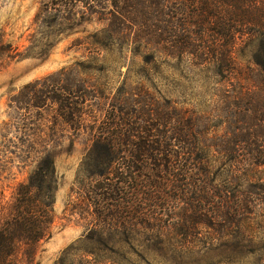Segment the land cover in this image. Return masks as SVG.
I'll return each instance as SVG.
<instances>
[{
  "label": "trees",
  "instance_id": "trees-1",
  "mask_svg": "<svg viewBox=\"0 0 264 264\" xmlns=\"http://www.w3.org/2000/svg\"><path fill=\"white\" fill-rule=\"evenodd\" d=\"M81 7L106 20L87 41L92 55L118 49L195 65L205 82L216 84L224 131L210 132L209 119L196 109L146 108L131 91L96 107L101 113L93 118L88 110L107 95L104 84L77 76L82 62L26 83L9 97L14 119L1 145H12H0V179L14 165L31 168L9 195L0 182V264L33 258L51 235L60 128L95 132L87 196L104 221L138 222L154 202L163 215L180 206L188 227L225 229L264 209V0H54L44 16L66 24ZM243 182L255 186L252 196L228 193L227 184Z\"/></svg>",
  "mask_w": 264,
  "mask_h": 264
},
{
  "label": "rangeland",
  "instance_id": "rangeland-1",
  "mask_svg": "<svg viewBox=\"0 0 264 264\" xmlns=\"http://www.w3.org/2000/svg\"><path fill=\"white\" fill-rule=\"evenodd\" d=\"M52 1L0 0V145L7 133L6 122L14 119L10 95L30 81L78 62L82 63L75 66L80 70L77 76L105 86L102 91L107 96L88 110L93 118L96 111L101 113L96 107L107 108L117 96L131 91L146 108L196 109L209 119L210 132V127L224 131L225 112L218 108L216 84L205 82L195 65L118 49L92 55L87 41L94 39L92 33L106 20L81 7L69 23L47 21L45 6ZM94 133L91 128L78 133L70 127L58 129L61 140L53 146L59 187L51 235L40 241L33 258L20 256L17 264H264V209L229 222L225 229L204 222L188 227L180 206L175 213L163 215L154 202L147 204L138 222L128 216L104 221L94 214L87 196L91 179L87 174L93 165L88 152ZM6 144L1 147L5 149ZM214 149L209 146V151ZM30 168L17 164L5 172L0 182L6 194L27 177ZM226 189L229 194L237 191L250 197L255 186L232 183Z\"/></svg>",
  "mask_w": 264,
  "mask_h": 264
}]
</instances>
